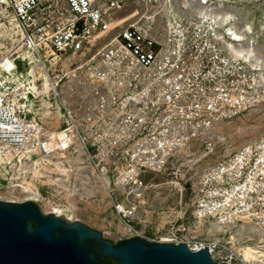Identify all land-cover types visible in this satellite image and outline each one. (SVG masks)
<instances>
[{
    "label": "built area",
    "instance_id": "built-area-1",
    "mask_svg": "<svg viewBox=\"0 0 264 264\" xmlns=\"http://www.w3.org/2000/svg\"><path fill=\"white\" fill-rule=\"evenodd\" d=\"M118 6L119 0H0V17L13 21L20 48V53L7 54L11 68L0 62V190L12 185L13 170L26 159L61 148L52 143L51 134L43 136L29 123L30 92L19 86L23 72L18 63L28 66V77L32 65H38L49 78L62 55H82L75 70H82L94 106L108 112L104 127L92 136L90 146L97 154L91 153L77 125L60 131L70 128L93 164L105 161L101 166L117 171L116 181L127 186L143 185L144 172L164 168L170 155L192 137L205 136L203 148L211 151L209 133L216 123L253 104V68L217 45L214 22L201 26L195 18L176 14L161 30L140 19L123 26L114 15ZM88 116L91 120L93 113ZM66 117L73 119L69 112ZM202 192V216L224 217L264 234V135L219 160L205 176ZM114 210L128 221L136 207L116 202ZM187 247H206L211 255L215 246L198 242ZM254 248L261 257L264 246ZM232 256L234 262H225L261 264L243 252Z\"/></svg>",
    "mask_w": 264,
    "mask_h": 264
},
{
    "label": "rangeland",
    "instance_id": "rangeland-1",
    "mask_svg": "<svg viewBox=\"0 0 264 264\" xmlns=\"http://www.w3.org/2000/svg\"><path fill=\"white\" fill-rule=\"evenodd\" d=\"M47 1L55 2L40 0L46 4ZM176 14L195 18L201 26L212 21L213 27L221 25L220 15L230 14L228 27L244 35L234 46L253 53L246 58L235 56L224 44L230 40L223 33V38L215 41L227 55L253 68V104L216 123L209 133L214 143L212 150H204L205 136L192 137L170 155L164 168L144 172L143 185L127 186L116 181L120 178L117 171L101 166L105 161L94 165L76 137L52 155H33L26 159L19 169L13 170L12 185L0 190V199L18 202L32 199L44 213L55 210L68 220H80L102 231L104 237L112 241L139 235L148 240L177 241L189 246L198 242L213 243L211 257L217 262H234L232 253L243 252L246 246H264V234L257 235L247 226L219 225L217 217L202 216L198 210L205 176L213 166L264 135V0H207L206 4L201 0H119L114 15L123 26L140 19L153 29L161 30ZM246 27L249 33L244 31ZM219 30L216 28L217 32ZM18 41L13 21L9 23L5 17H0V58L11 51L19 52ZM82 61L79 53L62 55L49 78L38 65H32L31 77L24 73L26 64L18 63V66L23 72L20 80L24 83L29 85L31 78L39 77L35 85L40 96L34 98L33 92L28 95L29 123L43 132V136L75 124L95 155V148L90 146L94 141L92 136L96 129L104 127L108 112L94 106L82 70H75ZM45 88L47 91L43 92ZM30 98L34 99L33 104ZM67 112L73 116L71 121L66 117ZM88 113H93L91 120ZM32 139L30 136L29 140ZM102 157L106 158L105 154ZM99 158V155L94 157L96 161ZM116 202L134 205V216L127 221L117 214ZM260 263L264 264V260Z\"/></svg>",
    "mask_w": 264,
    "mask_h": 264
},
{
    "label": "water",
    "instance_id": "water-1",
    "mask_svg": "<svg viewBox=\"0 0 264 264\" xmlns=\"http://www.w3.org/2000/svg\"><path fill=\"white\" fill-rule=\"evenodd\" d=\"M232 264L208 248L134 235L112 241L80 220L44 213L32 199H0V264Z\"/></svg>",
    "mask_w": 264,
    "mask_h": 264
},
{
    "label": "bare ground",
    "instance_id": "bare-ground-1",
    "mask_svg": "<svg viewBox=\"0 0 264 264\" xmlns=\"http://www.w3.org/2000/svg\"><path fill=\"white\" fill-rule=\"evenodd\" d=\"M231 16H230V14H228V15H220L218 18H219V20H220V22H222L221 23V25H219V26H214V27H212V30H214V36H215V38H217V39H219V40H221L222 38H223V36L221 35V33H223V34H230V35H232L231 36V39L229 38V40L230 41H227V42H224V44L226 45V47L227 48H229L230 50H231V52L235 55V56H238V57H244V58H246L247 56H252L253 55V53L251 52L250 53V50H244V49H240V48H237V47H235L234 46V42L235 41H242L243 39H244V35H243V33L242 32H239V31H237V30H234V29H232V27H228V24H229V20H228V18H230ZM220 27H222V28H220ZM225 27V28H224ZM216 28H219L220 30H219V32H217L216 31ZM246 33L248 32L249 33V31H248V27H246L245 28V30H244ZM235 40V41H234ZM0 62L2 63V65L5 67V68H7V69H9V68H11L12 67V65H13V62L11 61V59L10 58H8L7 56L6 57H4L2 60H0ZM32 72V71H31ZM30 72V73H31ZM29 76H30V74H29ZM39 77L38 76H36V77H33V80H31V81H29V85L27 84V83H24L22 80H18V82H19V86L20 87H23L24 88V90L26 89V88H28V89H31L32 91H29L30 93H32L33 92V94H32V96L34 97V98H37V97H39L40 96V91L37 89V86L35 85V83H34V80H36V79H38ZM33 82V83H32ZM25 85H28L27 87L25 86ZM47 88H45L44 90H43V92H46L47 90H46ZM23 93H26L25 91L23 92ZM30 100V102L33 104L34 103V99H32V98H30L29 99ZM67 132V133H66ZM66 132H64V131H57V132H52V143L53 144H58L61 148L62 147H67L69 144H71L72 142H73V133H72V131L70 130V128L69 129H67L66 130ZM60 139V141H57V140H55V139ZM58 142V143H57ZM53 213H55V214H57V215H60L59 213H57V211H52ZM218 219V221H217V223L219 224V225H223V224H233V223H231V221H228V220H225V218L224 217H220V218H217ZM220 227V226H219ZM248 228H250V227H248ZM257 249H255L254 247H252V246H246V247H244L243 248V255H244V257L246 258V259H254L255 261H259V260H261V261H263L264 260V250H260L259 251V256H261V257H257L256 256V254H255V252H258V251H256Z\"/></svg>",
    "mask_w": 264,
    "mask_h": 264
},
{
    "label": "trees",
    "instance_id": "trees-1",
    "mask_svg": "<svg viewBox=\"0 0 264 264\" xmlns=\"http://www.w3.org/2000/svg\"><path fill=\"white\" fill-rule=\"evenodd\" d=\"M114 264V262H112Z\"/></svg>",
    "mask_w": 264,
    "mask_h": 264
}]
</instances>
